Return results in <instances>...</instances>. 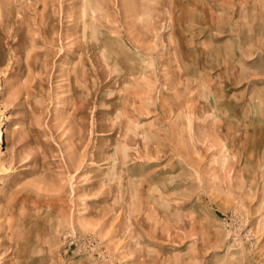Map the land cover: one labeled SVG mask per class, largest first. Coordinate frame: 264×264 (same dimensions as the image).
I'll return each instance as SVG.
<instances>
[{"label":"rangeland","instance_id":"1","mask_svg":"<svg viewBox=\"0 0 264 264\" xmlns=\"http://www.w3.org/2000/svg\"><path fill=\"white\" fill-rule=\"evenodd\" d=\"M0 264H264V0H0Z\"/></svg>","mask_w":264,"mask_h":264},{"label":"bare ground","instance_id":"2","mask_svg":"<svg viewBox=\"0 0 264 264\" xmlns=\"http://www.w3.org/2000/svg\"><path fill=\"white\" fill-rule=\"evenodd\" d=\"M86 1H87V0H86ZM85 3H86V2H85ZM86 4H87V3H86ZM89 5H90V4H89ZM89 5H88V6H89ZM85 7H87V5H86ZM83 9H86V8L83 7ZM93 9H94V8H93ZM91 10H92V8H91ZM94 12H95V11H93V13H94ZM84 13H85V11H84ZM93 18H94V17H93Z\"/></svg>","mask_w":264,"mask_h":264},{"label":"crops","instance_id":"3","mask_svg":"<svg viewBox=\"0 0 264 264\" xmlns=\"http://www.w3.org/2000/svg\"><path fill=\"white\" fill-rule=\"evenodd\" d=\"M170 107H172V105H169Z\"/></svg>","mask_w":264,"mask_h":264}]
</instances>
